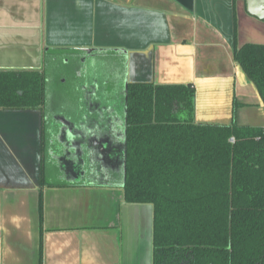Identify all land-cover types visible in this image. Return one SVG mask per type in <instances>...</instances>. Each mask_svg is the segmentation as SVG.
<instances>
[{
    "label": "crops",
    "instance_id": "crops-1",
    "mask_svg": "<svg viewBox=\"0 0 264 264\" xmlns=\"http://www.w3.org/2000/svg\"><path fill=\"white\" fill-rule=\"evenodd\" d=\"M257 34L244 0H0V71L71 60L85 93L97 84L77 79L102 54L124 83L193 84L196 122L258 127L264 105L232 52ZM64 103L0 108V264H152L153 207L125 200L121 157L100 150L124 105Z\"/></svg>",
    "mask_w": 264,
    "mask_h": 264
},
{
    "label": "trees",
    "instance_id": "trees-1",
    "mask_svg": "<svg viewBox=\"0 0 264 264\" xmlns=\"http://www.w3.org/2000/svg\"><path fill=\"white\" fill-rule=\"evenodd\" d=\"M232 52L264 105V43ZM194 94L128 87L125 200L153 207L152 264H264V126L196 122ZM43 104V74L0 71V108Z\"/></svg>",
    "mask_w": 264,
    "mask_h": 264
},
{
    "label": "flooded vegetation",
    "instance_id": "flooded-vegetation-1",
    "mask_svg": "<svg viewBox=\"0 0 264 264\" xmlns=\"http://www.w3.org/2000/svg\"><path fill=\"white\" fill-rule=\"evenodd\" d=\"M91 63L93 65L99 64V69L101 70L102 80L101 84L98 82V74L99 73H93L90 72L87 74V77H89V81L93 82L94 84H97L96 89L94 88L92 91H87L82 94V100L86 99H98V98H113L118 103V112L121 110L120 108L124 105L126 102L127 105V90L128 87L133 83H124V74H115L111 71V68H109L108 61H111V58H107V56L100 55V56H91L90 58ZM122 70V69H121ZM44 76V75H43ZM45 77L44 76V103L46 101V86H45ZM142 84V83H138ZM101 85V86H100ZM97 90H99L97 92ZM101 92V96H100ZM124 111V110H123ZM124 117L122 119V125L119 129L118 133L116 134V144H113V142L106 137V139H103L102 142H100V150L103 152L104 158H107L108 155H111V150L119 151L123 144H126L125 142V131H126V111L123 113ZM124 121V122H123ZM95 142L96 139H89V142ZM99 143V142H98ZM110 158V157H108Z\"/></svg>",
    "mask_w": 264,
    "mask_h": 264
},
{
    "label": "rangeland",
    "instance_id": "rangeland-1",
    "mask_svg": "<svg viewBox=\"0 0 264 264\" xmlns=\"http://www.w3.org/2000/svg\"><path fill=\"white\" fill-rule=\"evenodd\" d=\"M255 24L261 28L262 25H264V20H259L255 18ZM261 26V27H260ZM260 38H264L262 35H258L255 37V43H263L264 41L260 40ZM72 61L70 60L68 64H64L57 60L56 62H53V64L48 68L46 71V77H45V86H46V103H47V111L51 110L52 112H61V107L66 106L64 102H68V100H75V99H81L82 100V94L84 91H78L72 89V83L71 81H74L76 79L75 76H72V73H68L67 66L71 65ZM91 69H94V73L98 72V83L101 84L102 75L101 70L99 69V64H95L91 66ZM92 71V70H90ZM89 71L84 69V73L81 74L79 79L77 80H84L87 77V74ZM101 86V85H100ZM99 90H97L98 92ZM100 92V96H101ZM62 104V106H61ZM258 127H263L264 123H260L258 121Z\"/></svg>",
    "mask_w": 264,
    "mask_h": 264
},
{
    "label": "water",
    "instance_id": "water-1",
    "mask_svg": "<svg viewBox=\"0 0 264 264\" xmlns=\"http://www.w3.org/2000/svg\"><path fill=\"white\" fill-rule=\"evenodd\" d=\"M245 2V7H246V11L248 14L254 16L255 18L259 19V20H264V0H244ZM248 43V42H247ZM240 47V46H239ZM123 52H126L125 50H123ZM126 111V102L124 103V113ZM124 124H126L124 122ZM69 140H67L66 142V146L67 147H74L75 148V156L77 157V159H79L80 157V152H79V144L77 142H73L71 140L72 135L69 134L68 135ZM122 150V151H121ZM121 150L116 151L114 150L115 153V157L116 159L121 160V164L123 166V169L125 170V161H126V144H123V147L121 148ZM111 155L109 154L108 157H110Z\"/></svg>",
    "mask_w": 264,
    "mask_h": 264
},
{
    "label": "built area",
    "instance_id": "built-area-1",
    "mask_svg": "<svg viewBox=\"0 0 264 264\" xmlns=\"http://www.w3.org/2000/svg\"><path fill=\"white\" fill-rule=\"evenodd\" d=\"M229 141L230 142H233L234 141L233 137H230Z\"/></svg>",
    "mask_w": 264,
    "mask_h": 264
}]
</instances>
